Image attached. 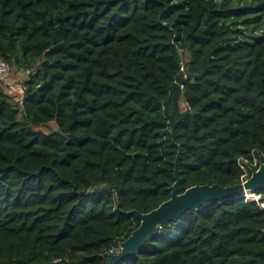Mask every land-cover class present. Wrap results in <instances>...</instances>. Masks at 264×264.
Instances as JSON below:
<instances>
[{"label": "trees", "instance_id": "trees-1", "mask_svg": "<svg viewBox=\"0 0 264 264\" xmlns=\"http://www.w3.org/2000/svg\"><path fill=\"white\" fill-rule=\"evenodd\" d=\"M0 60V264H106L139 226L117 205L169 199L182 69L179 193L264 162V0H0ZM118 264H264V210L205 204Z\"/></svg>", "mask_w": 264, "mask_h": 264}, {"label": "water", "instance_id": "water-1", "mask_svg": "<svg viewBox=\"0 0 264 264\" xmlns=\"http://www.w3.org/2000/svg\"><path fill=\"white\" fill-rule=\"evenodd\" d=\"M159 21L160 16L157 19V22ZM177 53L178 61L181 62V56L179 52ZM188 78L187 72L182 69V73L176 77L171 87L167 100L163 103V113L170 124L172 143L177 148L174 160V183L168 187L170 193L169 199L146 214H141L136 210L122 212L117 205L116 211L125 216H133L139 222V226L130 233L126 240L119 243L118 252L106 264H118L122 259L135 255L143 244L156 234L158 229L177 222L188 211H197L208 203L237 198L246 193L264 190V162L259 161L257 169L250 170L249 177L237 185L220 187L216 184H206L193 186L179 193V186L181 184L178 170L180 148L174 143L173 131L177 124L188 116V112L181 110L179 104L182 85ZM192 115H195V113H192ZM113 190L116 192L117 187H113Z\"/></svg>", "mask_w": 264, "mask_h": 264}, {"label": "built area", "instance_id": "built-area-1", "mask_svg": "<svg viewBox=\"0 0 264 264\" xmlns=\"http://www.w3.org/2000/svg\"><path fill=\"white\" fill-rule=\"evenodd\" d=\"M9 71H10L9 66L5 62L0 60V80H1V83L4 85L5 89H7L8 93L21 95L23 93V89L16 88L12 82L11 83L7 82V80H9V73H10ZM243 162L248 165V169L254 168L257 165L256 160H253L252 162H247V161H243ZM244 171H245V173L241 177L242 181H244V178L247 175V171L246 170H244ZM243 196L245 197V194ZM248 201L257 202L259 207L264 210V203H258V196L253 195L250 197V200H248ZM118 250H119V247L111 250L109 253L114 255L118 252Z\"/></svg>", "mask_w": 264, "mask_h": 264}, {"label": "rangeland", "instance_id": "rangeland-1", "mask_svg": "<svg viewBox=\"0 0 264 264\" xmlns=\"http://www.w3.org/2000/svg\"><path fill=\"white\" fill-rule=\"evenodd\" d=\"M17 78H15V77H13L12 76V74H11V77H10V73H9V80H7V82L8 83H13V81H12V79L13 78H15L17 81H20L23 77H24V75L23 74H18L17 76H16ZM12 78V79H11ZM3 82V81H2ZM55 128V125L54 124H50L49 126H47V127H44V128H41V130L43 131V132H50V131H52L53 129ZM248 195H250V197L251 196H253L254 194L253 193H248ZM250 197H244V199L246 200V201H248V200H250Z\"/></svg>", "mask_w": 264, "mask_h": 264}, {"label": "bare ground", "instance_id": "bare-ground-1", "mask_svg": "<svg viewBox=\"0 0 264 264\" xmlns=\"http://www.w3.org/2000/svg\"><path fill=\"white\" fill-rule=\"evenodd\" d=\"M245 197H250V195H248V193L245 194Z\"/></svg>", "mask_w": 264, "mask_h": 264}, {"label": "clouds", "instance_id": "clouds-1", "mask_svg": "<svg viewBox=\"0 0 264 264\" xmlns=\"http://www.w3.org/2000/svg\"><path fill=\"white\" fill-rule=\"evenodd\" d=\"M244 198V196H242Z\"/></svg>", "mask_w": 264, "mask_h": 264}]
</instances>
